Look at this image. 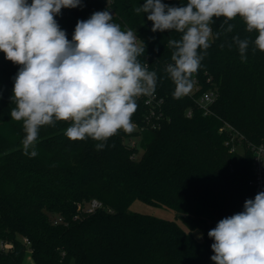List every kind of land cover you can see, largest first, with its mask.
<instances>
[{"label":"trees","instance_id":"obj_1","mask_svg":"<svg viewBox=\"0 0 264 264\" xmlns=\"http://www.w3.org/2000/svg\"><path fill=\"white\" fill-rule=\"evenodd\" d=\"M144 2L81 0L56 17L71 40L78 20L110 11L122 30L136 31L145 44L138 59L157 74L163 104L156 115L148 119L151 107L139 97L132 117L138 128L113 136L103 150L90 138L68 139L71 122L60 121L39 130L35 157L25 155L23 124L10 116L19 66L0 52V244L13 245L0 246V264H23L28 251L36 264H214L209 230L255 197L250 145L264 141V52L251 43L258 34L248 33L239 17L229 21L232 32L221 28L223 17L215 19L211 46L192 77L199 90L190 94L193 85L176 98L165 69L173 63L168 40L181 34L152 32L147 13L134 12ZM162 2L182 6L187 0ZM237 35L250 40L246 62L232 39ZM205 91L216 93L209 113L198 102ZM93 199L103 206L86 213ZM136 200L175 210L189 230L130 210Z\"/></svg>","mask_w":264,"mask_h":264},{"label":"clouds","instance_id":"obj_2","mask_svg":"<svg viewBox=\"0 0 264 264\" xmlns=\"http://www.w3.org/2000/svg\"><path fill=\"white\" fill-rule=\"evenodd\" d=\"M80 5L81 0H0V52L19 66L10 116L23 124L25 155L35 157L39 130L60 121L71 122L64 132L68 139L90 138L97 151L103 150L121 131H134L138 98L155 93L157 74L138 59L144 42L136 31L112 22L110 11L78 20L71 40L67 38L56 17L62 9ZM134 12L147 13L152 32L181 34L179 40H168L173 63L165 69L176 98L193 87L192 77L211 46L215 19L223 17L221 28L227 25L224 30L232 32L235 25L229 21L239 17L248 33L258 34L251 43L264 52V0H187L182 6L145 0ZM232 39L246 62L250 40ZM208 237L214 241V264H264V191L246 199L243 211L222 218Z\"/></svg>","mask_w":264,"mask_h":264},{"label":"built area","instance_id":"obj_3","mask_svg":"<svg viewBox=\"0 0 264 264\" xmlns=\"http://www.w3.org/2000/svg\"><path fill=\"white\" fill-rule=\"evenodd\" d=\"M138 39H140V38L138 37ZM193 83H194L193 84L194 88L190 92V94H194L196 91L199 90V86L197 85V81L194 80ZM141 98H143L145 100L146 104L151 107L150 114L148 115V119L150 120V118L153 115H156L157 108H159L163 104V99L159 98L158 94L156 92L152 96H141ZM215 99H216V93L214 91H205L201 94L198 102H199V105L203 108V110L206 113H209L210 112V106H211V104H213ZM158 123L157 122L154 123V126H157ZM135 126L136 127L134 130H136L138 128L137 124H135ZM228 126H229V129L233 130L232 126H230V125H228ZM135 145H136V143H135V141H133L132 146H135ZM250 147L254 151V162H253V176L249 181V185L254 189L255 195H256L258 192L264 191V141L260 144L250 145ZM236 150L241 151L242 148L241 147H239V148L233 147L232 148V151H236ZM102 206H103V204L101 201H99L97 199H93L86 206L85 212L86 213H93L96 210L102 208ZM25 242H27L28 244L30 243V241L28 239H25ZM0 246L3 248H7V249H10L13 247L12 244L4 243V242H2L0 244Z\"/></svg>","mask_w":264,"mask_h":264},{"label":"rangeland","instance_id":"obj_4","mask_svg":"<svg viewBox=\"0 0 264 264\" xmlns=\"http://www.w3.org/2000/svg\"><path fill=\"white\" fill-rule=\"evenodd\" d=\"M129 209L132 211L145 213V214H151V215H155L160 218H164L170 221L177 222L181 226H183L185 229L189 230V228L183 223V221L178 216V213L173 209H170L167 207L155 206V205L146 203L142 200H136L135 202H133V204L130 206ZM192 233L197 239L199 240L204 239L203 232L200 229L192 230ZM23 264H36L33 260V257L30 251L27 252Z\"/></svg>","mask_w":264,"mask_h":264}]
</instances>
